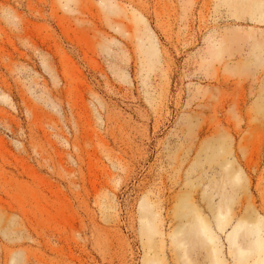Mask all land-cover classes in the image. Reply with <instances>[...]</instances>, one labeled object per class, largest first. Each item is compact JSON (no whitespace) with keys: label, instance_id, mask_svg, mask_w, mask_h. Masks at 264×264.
Segmentation results:
<instances>
[{"label":"rangeland","instance_id":"obj_1","mask_svg":"<svg viewBox=\"0 0 264 264\" xmlns=\"http://www.w3.org/2000/svg\"><path fill=\"white\" fill-rule=\"evenodd\" d=\"M224 158L264 218V0H0V264H185Z\"/></svg>","mask_w":264,"mask_h":264},{"label":"bare ground","instance_id":"obj_2","mask_svg":"<svg viewBox=\"0 0 264 264\" xmlns=\"http://www.w3.org/2000/svg\"><path fill=\"white\" fill-rule=\"evenodd\" d=\"M218 147L221 148L223 145ZM216 155L214 154L209 159L211 161L216 159ZM219 168L222 172V185L211 187L208 195V203L213 208V214H208L206 217L195 202L182 204L177 211L182 220L173 231V236L183 263L195 264L191 257V244L192 233L196 230L203 242L210 244L213 256L211 264H230V259L235 264H264V218L254 215L252 220H249L241 216L240 211H232L237 186L243 181L242 172L235 161L231 162L226 158L221 161ZM218 195L220 200L216 201ZM147 212H150V209ZM144 219H147L144 233L151 240V234L155 232L156 218L147 213ZM216 228L222 234L226 233L228 251L218 242L220 234ZM251 258L253 259L250 260ZM149 264L161 263L155 258L151 259Z\"/></svg>","mask_w":264,"mask_h":264}]
</instances>
